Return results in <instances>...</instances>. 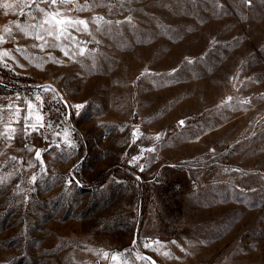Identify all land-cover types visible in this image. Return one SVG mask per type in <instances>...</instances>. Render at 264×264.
Listing matches in <instances>:
<instances>
[{"label": "rangeland", "instance_id": "rangeland-1", "mask_svg": "<svg viewBox=\"0 0 264 264\" xmlns=\"http://www.w3.org/2000/svg\"><path fill=\"white\" fill-rule=\"evenodd\" d=\"M85 3L83 55L33 47L34 5L0 9V105L61 131L0 113V264H264V0Z\"/></svg>", "mask_w": 264, "mask_h": 264}, {"label": "snow or ice", "instance_id": "snow-or-ice-1", "mask_svg": "<svg viewBox=\"0 0 264 264\" xmlns=\"http://www.w3.org/2000/svg\"><path fill=\"white\" fill-rule=\"evenodd\" d=\"M75 0H0V9H12L14 7H19L21 9L27 7V8H32L33 5L35 6L34 11L38 10L40 13V16L38 17L37 15L33 14V12H28L24 13L23 11L20 12V15H27L31 18L32 21L35 23L31 24H24L21 25L20 23L16 24V27L20 29L22 32H24L25 35H33V38L38 42L37 44H34L33 47H38L40 48L41 51H44L45 48L51 47V48H61L64 51V55L68 56L69 51H71V47L77 48L78 49V54L83 55L85 52V47H82L81 45H85L87 41H82L78 40L76 36L72 35V32L76 33H89V23H93L97 25L96 31H100L99 27V21L103 20V17H93L91 21H85L83 19H75L69 13L72 11H84L88 7V5L85 3L84 5H81L79 8H72L70 7ZM250 3L251 0H248ZM43 5V6H42ZM94 6H100V4H96ZM63 9V10H62ZM7 11L4 12V15H7ZM106 24H112V21H105ZM117 24L121 23L120 21H116ZM29 29H31V33L29 32ZM39 29V30H38ZM6 32L8 35H12V30L6 29ZM49 39L56 41L57 43H49ZM61 40H65L68 43L66 45L59 43ZM93 40H95V37L93 36ZM4 42V37L0 36V44ZM96 43H99V41H96ZM71 46V47H69ZM18 51H20L18 49ZM77 53H73L75 55ZM5 58H11L9 56L8 51H2L0 52V66H2L5 69H10V66L5 62ZM71 58V57H70ZM54 58L49 56V60H53ZM191 63V60L188 61ZM22 67V65H19ZM44 91H54L50 88H44ZM16 99H19V94H16V97L14 98V101ZM62 99V98H61ZM36 101H41V97L37 95L35 97ZM42 102V101H41ZM59 102V101H58ZM25 103L27 104V108H21L19 105H16L13 107V104H9L7 106L0 105V113H3L4 111L8 110L12 113V115H15L19 117V113L21 111L25 112V116L23 117L24 120V128L23 132L25 134H30L29 129H31L32 132L38 131L39 128H46V129H52L53 133L55 136L59 137L61 136V131H57L59 129V125L53 126L52 123L45 124L43 122L42 116L37 114L35 116V122L30 123V121L33 120V102L30 100H25ZM65 107L67 108V102H64ZM76 108H82L84 107L83 105H77L75 106ZM17 123L19 120L17 119ZM181 125H183V121H179ZM15 129H10L9 131L5 133H0V135H6L8 140H11L13 136L15 135ZM133 141L132 143L135 144L136 140L138 139L137 133L133 132ZM160 136L157 135L155 137V140L159 141ZM61 143L66 145L67 147L75 148V144L69 140L68 138V132L67 130H63V136L61 139ZM55 144L56 148H60V143H56L55 140H53L50 143ZM25 148H28V145L25 144ZM30 150V149H29ZM41 151L42 150H37L35 153V159L36 160H41ZM47 151V149L43 150ZM147 152H154V148H146V149H141L140 154L137 156L131 157V160L129 162L130 166H139V170L141 172L144 171L145 165L140 164V160L143 158V153ZM214 151V150H213ZM13 160L16 159L15 156L12 157ZM42 162V161H41ZM31 163V162H29ZM35 166V165H33ZM235 171V170H234ZM36 176L33 175L31 180L33 183L36 181ZM139 179V177H137ZM71 183V181H70ZM153 244L160 245L159 241H146L144 243V247L151 248ZM119 254H113L111 256L112 261H117ZM165 257L169 256L170 253L165 252L163 253ZM103 257L105 259L109 258V254L107 252L103 253ZM138 259L144 260V261H149L150 258L145 257V256H140ZM126 264V262H125ZM151 264H156L155 261H151Z\"/></svg>", "mask_w": 264, "mask_h": 264}]
</instances>
